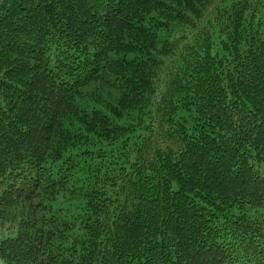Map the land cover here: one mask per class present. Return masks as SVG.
I'll use <instances>...</instances> for the list:
<instances>
[{"label":"trees","instance_id":"obj_1","mask_svg":"<svg viewBox=\"0 0 264 264\" xmlns=\"http://www.w3.org/2000/svg\"><path fill=\"white\" fill-rule=\"evenodd\" d=\"M262 9L0 0V264H264Z\"/></svg>","mask_w":264,"mask_h":264},{"label":"rangeland","instance_id":"obj_2","mask_svg":"<svg viewBox=\"0 0 264 264\" xmlns=\"http://www.w3.org/2000/svg\"><path fill=\"white\" fill-rule=\"evenodd\" d=\"M261 18H262V20H263V22H264V9H262V11H261ZM6 226V225H5Z\"/></svg>","mask_w":264,"mask_h":264}]
</instances>
